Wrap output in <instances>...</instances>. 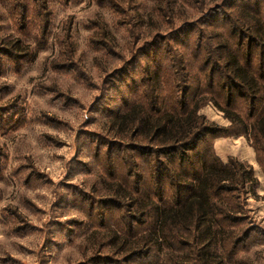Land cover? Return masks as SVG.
<instances>
[{
    "label": "rangeland",
    "instance_id": "rangeland-1",
    "mask_svg": "<svg viewBox=\"0 0 264 264\" xmlns=\"http://www.w3.org/2000/svg\"><path fill=\"white\" fill-rule=\"evenodd\" d=\"M220 2L0 0V264H264V144L255 151L220 110L247 125L263 111L240 99L224 59L250 54L264 89V48L242 11L264 25V0ZM169 98L218 132L173 160L114 125ZM213 155L250 172L217 201L231 239L153 235L146 206L188 195Z\"/></svg>",
    "mask_w": 264,
    "mask_h": 264
},
{
    "label": "trees",
    "instance_id": "trees-1",
    "mask_svg": "<svg viewBox=\"0 0 264 264\" xmlns=\"http://www.w3.org/2000/svg\"><path fill=\"white\" fill-rule=\"evenodd\" d=\"M217 1L219 0H213V3ZM220 1L219 4H222V0ZM242 11L248 15V19L244 18V26L249 27L254 23L253 28L250 27V29L256 37L260 38L257 40L260 42V47L264 48V25L257 19H260L263 13L258 9L248 10L249 14L245 9ZM237 31L240 33L238 29ZM252 60L250 54H244L238 50L228 53L224 64L230 81L242 97L240 99H249L251 103L264 104V89L259 87L257 82L258 78L262 77L253 69ZM259 96L261 98H256ZM164 105L167 110L157 107L144 109L142 105L130 106L124 114L114 120V125L121 128L131 126L133 131L141 137L155 142L156 146L151 153H159L168 160H173L177 154L184 152L187 154L195 150L205 136L218 133L211 132L213 125L199 115L198 105H190L187 108L186 102L180 98H169L164 101ZM229 105L230 100L228 99L227 106ZM220 110L225 119L240 126V135H248L251 138L255 151L263 147L261 145L264 144V108L259 117L249 125L245 124L236 112L221 107ZM183 160L180 155L179 166L183 164ZM171 164L174 165L173 161ZM243 165L231 159L227 163H222L216 155H213L209 161L201 165L200 173L193 180L194 184L187 188L188 195L184 198L177 196L173 205L167 203L147 205L146 208L152 214L154 221L153 235L160 236L161 239H165L166 236H177L180 239L186 235L194 245L202 241L204 244L220 241L219 244L224 245L231 237L225 236L223 230L216 229V225L219 226L223 219L221 217L218 220L217 217L223 215L226 208L230 206L226 204L223 208L221 204H217V201L221 200L222 193H233L235 185L243 187L250 181L248 176L250 172L246 173L243 170L245 165ZM163 172L164 176H160L159 182L173 178V176H167L170 173L168 168ZM182 176L184 177V174ZM247 178L249 181L246 180Z\"/></svg>",
    "mask_w": 264,
    "mask_h": 264
},
{
    "label": "crops",
    "instance_id": "crops-1",
    "mask_svg": "<svg viewBox=\"0 0 264 264\" xmlns=\"http://www.w3.org/2000/svg\"><path fill=\"white\" fill-rule=\"evenodd\" d=\"M222 163H224V162H222Z\"/></svg>",
    "mask_w": 264,
    "mask_h": 264
}]
</instances>
